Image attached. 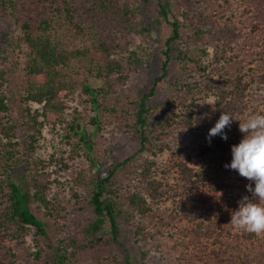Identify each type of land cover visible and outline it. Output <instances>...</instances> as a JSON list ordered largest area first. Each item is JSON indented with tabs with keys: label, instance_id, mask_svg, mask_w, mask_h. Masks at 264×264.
Returning a JSON list of instances; mask_svg holds the SVG:
<instances>
[{
	"label": "trees",
	"instance_id": "obj_1",
	"mask_svg": "<svg viewBox=\"0 0 264 264\" xmlns=\"http://www.w3.org/2000/svg\"><path fill=\"white\" fill-rule=\"evenodd\" d=\"M158 7L147 19L133 0H0V264H264V236L228 225L254 183L225 168L238 121L264 114V0ZM163 23L165 61L140 94L127 86L150 56L132 47ZM171 61L179 76L153 104ZM73 101L91 106L86 125ZM222 112L237 121L209 142ZM46 130L70 149L41 155ZM130 137L137 150L112 162ZM126 227L138 254L100 256Z\"/></svg>",
	"mask_w": 264,
	"mask_h": 264
},
{
	"label": "rangeland",
	"instance_id": "obj_2",
	"mask_svg": "<svg viewBox=\"0 0 264 264\" xmlns=\"http://www.w3.org/2000/svg\"><path fill=\"white\" fill-rule=\"evenodd\" d=\"M136 1L140 12L142 14V17L144 18H156L158 16V1L159 0H133ZM170 36L169 27L166 24H162L161 26L154 27L152 33L145 38H142L140 41H138V44L136 46H133V50H136L139 54L140 48L143 47L145 52L149 54V67L145 70H141L140 72H137L134 74L130 80V83H128L127 87H133L136 90L139 91L140 94L149 93L151 88L153 87L155 80L161 73V67L163 62L165 61V56L163 54V51L165 50V41ZM139 46V47H138ZM139 48V49H138ZM98 61L101 62L102 56L97 55ZM169 75L167 78V82L161 83L157 86L155 91V97L153 99V104H160L167 100V97L171 94L170 86L171 83H173L179 76L180 73V65L175 62L171 61L169 65ZM68 71L74 75L75 79L78 82L85 81L87 78L86 71L83 66V64L75 62L74 65L68 69ZM88 80V78H87ZM90 83L93 86L100 85L98 80H95L93 78L89 79ZM126 87V88H127ZM71 105L75 108L77 107L78 114L76 115L78 117L79 122L84 123L86 125L88 121L90 120V115H93L91 111V106L89 104L83 103V102H77L73 101ZM64 134V132H63ZM106 137H109L108 135ZM58 148H66L70 149V147L65 146L61 143L60 137L50 132L49 130H46L45 132V140L42 142V150L41 155L45 157H49V155L56 152ZM138 148L137 140L135 138H124L121 140V143H119V146L114 153V159H118L124 156H127L129 154H132L135 152ZM106 245V243H105ZM26 246L31 247L32 250H35V241L33 236L27 237ZM102 253H100V256L107 258L111 255V253H117L121 257L124 256L125 251H129L132 255L138 254V246L134 243L133 240V234L131 232V229L129 227H126L124 230V235L121 239V244H110L106 245L104 248L100 249ZM96 252L95 254H97ZM22 257H24L21 254ZM84 256V257H83ZM82 257V261L90 263L92 261H95L99 256L94 255V253H86ZM96 256V257H95Z\"/></svg>",
	"mask_w": 264,
	"mask_h": 264
},
{
	"label": "clouds",
	"instance_id": "obj_3",
	"mask_svg": "<svg viewBox=\"0 0 264 264\" xmlns=\"http://www.w3.org/2000/svg\"><path fill=\"white\" fill-rule=\"evenodd\" d=\"M234 120L231 114L222 112L208 133L209 142L217 135L227 140L224 129L230 128ZM238 122L243 138L238 145L232 146V161L225 168L235 170L253 182L254 188L252 184L246 186L251 197L244 196L238 201V208L232 212L228 225L237 231L264 236V114L255 113Z\"/></svg>",
	"mask_w": 264,
	"mask_h": 264
}]
</instances>
